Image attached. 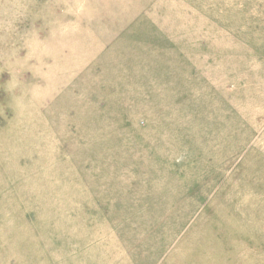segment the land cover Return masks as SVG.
I'll return each mask as SVG.
<instances>
[{
    "label": "rangeland",
    "instance_id": "rangeland-1",
    "mask_svg": "<svg viewBox=\"0 0 264 264\" xmlns=\"http://www.w3.org/2000/svg\"><path fill=\"white\" fill-rule=\"evenodd\" d=\"M0 264H264V0H0Z\"/></svg>",
    "mask_w": 264,
    "mask_h": 264
},
{
    "label": "clouds",
    "instance_id": "clouds-1",
    "mask_svg": "<svg viewBox=\"0 0 264 264\" xmlns=\"http://www.w3.org/2000/svg\"><path fill=\"white\" fill-rule=\"evenodd\" d=\"M41 44H42V42H40V41L37 39V40H36V46H37V47H40ZM10 76H11V74H10ZM6 85L8 86V87H7L8 92L14 96L15 91H16L18 88H20V86H21V81H19L18 79L15 80V81H13V80H12V77H11L10 80H8V81L6 82ZM31 96H32V98H33L34 100H38V99H40V93L38 92L37 88H33V89L31 90ZM14 98H15V96H14ZM17 99H18V98H17Z\"/></svg>",
    "mask_w": 264,
    "mask_h": 264
}]
</instances>
